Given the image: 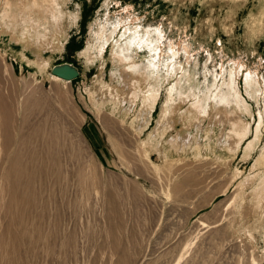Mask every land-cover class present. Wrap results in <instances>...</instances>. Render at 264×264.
Segmentation results:
<instances>
[{"label":"rangeland","instance_id":"obj_1","mask_svg":"<svg viewBox=\"0 0 264 264\" xmlns=\"http://www.w3.org/2000/svg\"><path fill=\"white\" fill-rule=\"evenodd\" d=\"M0 264H264V0H0Z\"/></svg>","mask_w":264,"mask_h":264},{"label":"water","instance_id":"obj_2","mask_svg":"<svg viewBox=\"0 0 264 264\" xmlns=\"http://www.w3.org/2000/svg\"><path fill=\"white\" fill-rule=\"evenodd\" d=\"M50 73L68 81L73 80L80 75L77 65L70 61L54 64L50 69Z\"/></svg>","mask_w":264,"mask_h":264},{"label":"bare ground","instance_id":"obj_3","mask_svg":"<svg viewBox=\"0 0 264 264\" xmlns=\"http://www.w3.org/2000/svg\"><path fill=\"white\" fill-rule=\"evenodd\" d=\"M51 75H53V74H51ZM54 78H56V79H58V80H62V81H65V82H68V80H64V79H62V78H60V77H58V76H56V75H54L53 76ZM71 81V80H70ZM37 130V129H36ZM35 137V136H34ZM251 142L252 141H250L249 143H248V145L245 147V150H249V147H250V145H251ZM12 161V160H11Z\"/></svg>","mask_w":264,"mask_h":264}]
</instances>
